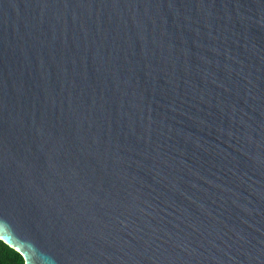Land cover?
Segmentation results:
<instances>
[{"label":"water","instance_id":"95a60500","mask_svg":"<svg viewBox=\"0 0 264 264\" xmlns=\"http://www.w3.org/2000/svg\"><path fill=\"white\" fill-rule=\"evenodd\" d=\"M10 226L41 264H264V0H0Z\"/></svg>","mask_w":264,"mask_h":264},{"label":"clouds","instance_id":"9594fccd","mask_svg":"<svg viewBox=\"0 0 264 264\" xmlns=\"http://www.w3.org/2000/svg\"><path fill=\"white\" fill-rule=\"evenodd\" d=\"M9 233L12 238L9 239L8 235H4L0 237V244L10 246L13 250L19 249L18 255L21 256L23 264H29V261H31V264H41L40 257L33 255L34 250L39 252L34 242L17 232L14 227H9Z\"/></svg>","mask_w":264,"mask_h":264},{"label":"trees","instance_id":"16d2710c","mask_svg":"<svg viewBox=\"0 0 264 264\" xmlns=\"http://www.w3.org/2000/svg\"><path fill=\"white\" fill-rule=\"evenodd\" d=\"M0 264H23L21 256L4 244H0Z\"/></svg>","mask_w":264,"mask_h":264}]
</instances>
